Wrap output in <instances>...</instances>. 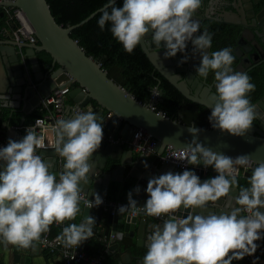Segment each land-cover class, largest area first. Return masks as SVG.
<instances>
[{"label":"clouds","instance_id":"clouds-1","mask_svg":"<svg viewBox=\"0 0 264 264\" xmlns=\"http://www.w3.org/2000/svg\"><path fill=\"white\" fill-rule=\"evenodd\" d=\"M201 5L202 0H122L117 6L116 0H106L97 24L101 30L108 24L129 54L143 41L158 51L163 48L166 59L181 53L180 63H184L190 42L191 56L200 55L196 76L207 79L211 72L215 82L209 122L221 133L243 137L253 125L254 107L248 94L255 85L247 73L232 69L231 48L208 51L212 33L206 28L201 31L200 22L193 19ZM0 101L11 104L4 94ZM188 131L193 139L179 159L193 166L202 164L216 175L202 181L187 168L153 175L147 181L143 206L132 198V191L139 193L137 187L127 194V204L118 207L119 214H143L162 221L151 226L142 264H232L246 256L253 257L251 264H258L260 257L254 253L264 240V161L251 167L242 185L238 174L241 168L248 171L249 156L213 152L198 142L200 128L192 126ZM25 133L20 140L9 138L0 146V246L35 251L42 234L55 223L62 225L57 241L77 247L93 236L96 224L91 215L75 222L81 202L84 208L103 203L98 193L92 192L89 199L84 190L97 175L91 161L103 138V122L91 110L55 121L54 149L63 161L59 172L40 153L48 147L44 136L33 126ZM230 191L236 194L229 199ZM220 198L223 202L218 203ZM185 210L186 217L176 214ZM116 235L123 238L124 233Z\"/></svg>","mask_w":264,"mask_h":264},{"label":"water","instance_id":"water-1","mask_svg":"<svg viewBox=\"0 0 264 264\" xmlns=\"http://www.w3.org/2000/svg\"><path fill=\"white\" fill-rule=\"evenodd\" d=\"M5 7H16L24 12L34 28L37 41L35 43L16 39L3 41L0 38V94L6 95L11 102L10 104L0 101V113L4 108H10V114L18 108L27 111L28 107L25 103L29 94L37 99H44L57 87L70 84L71 90L68 97L76 104L69 106L72 115L78 108L88 111L92 106L99 111V115L104 113L101 120L103 138L99 149L92 154L91 161L92 166L97 164L96 167L101 171V176L92 177L89 184L84 186L85 192L89 196H92V192H96L102 198H106L110 179H114L123 185L126 183L127 186H131V191L138 187L139 193L132 191V198L138 205H143L147 199L145 188L150 177L169 171L181 172L170 162L161 161L159 154H162L168 145L175 149L187 147L193 139L188 127L195 125H188L181 120L164 115L162 111L154 108V100L149 103L138 100L130 89L109 77L101 63L89 56L78 40L71 36L75 28L101 12L102 7L81 22L68 26L56 21L47 0H0V18L5 17ZM231 7L230 10L225 9L215 19L240 26L236 44L232 50L237 62L232 64V69L246 73L264 61V0H236ZM193 19L198 20L200 25L204 20L197 16ZM141 47L154 67L186 98L206 106L211 112L215 100L213 95L215 82L211 72L207 79L196 76L195 69L199 65L200 55L196 54L194 58L191 56L190 42L186 48L190 54L189 59L184 63H180L181 56L164 58L163 48L158 51L145 46L143 41H141ZM211 48L209 52L212 51ZM40 51L47 52L52 58L51 62L44 65L38 55ZM44 66L47 67L46 71L42 69ZM192 80H194L193 84ZM196 85L197 88L194 90ZM162 94L163 92L160 91L159 101L163 99ZM253 107L254 119L258 123L253 124L245 136L221 133L209 122L208 127H198L201 129L197 136L198 142L213 152L223 153L233 158L247 155L254 163L264 161V95L254 103ZM161 115L165 118L158 117ZM138 128L145 129L157 139L155 152L135 157L132 149L124 150L122 143L113 141L118 135L123 140L131 139L134 130ZM41 153L49 156L48 159L53 163L54 171L59 172L63 161L58 153H55L54 147L42 149ZM114 160H119L120 164L113 166ZM127 165L130 166L131 178L129 180L121 179L120 176L116 178V174L123 173ZM212 172L210 177L216 175L214 171ZM248 175H250V169L244 175L243 184H246ZM199 177L202 181L207 179ZM99 179H103L101 183ZM99 184H101L100 193L97 192ZM120 190L123 191L124 186ZM235 194L236 191H230L228 198ZM219 202H223V198H220ZM84 207L81 208V219L91 215L96 220L91 238L102 242L98 237V232L101 231L105 236L113 235L110 250H119L122 254L120 259L125 264H142L147 242L142 243L141 239H147L152 230L151 226L156 224L149 223L138 216H132L128 212L126 214H119L118 210L113 213L111 210L105 212L102 206ZM176 214L186 217L187 210L183 213L178 211ZM117 232H123V238L136 236L137 248L131 244L124 246L123 238L117 237ZM88 243L89 240H86L81 245L88 250L86 246ZM239 263L242 264V261Z\"/></svg>","mask_w":264,"mask_h":264},{"label":"trees","instance_id":"trees-1","mask_svg":"<svg viewBox=\"0 0 264 264\" xmlns=\"http://www.w3.org/2000/svg\"><path fill=\"white\" fill-rule=\"evenodd\" d=\"M47 1L56 21L64 26L81 22L106 3V0ZM120 4H122V0H117L116 5L119 6ZM100 15L101 12L75 28L71 32V36L78 40L89 56L101 63L102 67L107 70L109 77L123 87L130 89L131 93L144 103L151 101L154 88L159 89L163 92V99L156 102V110L165 112L167 116L181 120L188 125L208 127L209 109L186 98L167 78L156 70L143 51L141 44L131 54L125 52L122 45L112 36L108 24L105 25L104 30L99 28L97 20ZM6 21V17L1 18L0 30L3 26H8ZM11 22L12 25L8 27L17 28V23L12 20ZM205 28L212 33V51L224 47L233 50L240 26L208 18L202 22L201 31ZM38 55L44 65L52 60L51 56L45 51L38 52ZM247 74L255 85L254 91L248 94L250 102L254 105L264 95V62ZM106 264L108 263L106 262Z\"/></svg>","mask_w":264,"mask_h":264},{"label":"built area","instance_id":"built-area-1","mask_svg":"<svg viewBox=\"0 0 264 264\" xmlns=\"http://www.w3.org/2000/svg\"><path fill=\"white\" fill-rule=\"evenodd\" d=\"M5 12L8 15L6 23L8 26L12 25V22L15 21L17 23V28H9L8 26H3L1 28V33L4 35H7L9 32L15 36V39L18 41H27L35 43L37 41V37L34 32V28L30 24V22L27 20L24 12L16 7H5ZM25 19L28 21L26 23ZM71 90V85L68 84L64 87H57L54 89V91L46 98L42 99L40 101V104L44 105L47 108V111L44 113L43 116H40L36 119H40L43 121L42 124H36L34 120L33 126L34 130L40 134L43 135L45 138V143L48 146L47 148H53L54 147V140H55V121L61 117H64L63 111H64V105L65 101L67 99L68 93ZM159 89L154 88L151 96V100H154V108L155 104L159 99ZM76 113L81 112L82 109L78 108L75 110ZM164 115H166L165 112H163ZM26 134V133H25ZM139 134V135H137ZM115 142H127L128 145L142 153V154H150L155 152L158 141L156 138H154L149 132H147L145 129L138 128L134 130L133 136L131 139L123 140L122 137H119L117 139H113ZM6 143L2 141L0 143V146H5ZM45 148V149H47ZM42 149L40 150L41 153ZM184 152V148H178L175 149L173 146L168 145L164 152L160 155V159L163 162H170L175 167L179 168L181 172L187 168L190 169L192 165L187 164L186 159L181 160L179 159L180 154ZM42 156H44L41 153ZM252 166H255V163L251 161L249 169H251ZM195 172L197 174L201 173H207L209 172V168H205L200 165L193 166ZM248 169V170H249ZM62 170V166L60 167V170ZM241 170H244L241 168L239 170V173ZM245 171V170H244ZM88 195V194H87ZM87 198V197H86ZM89 199H92L91 196L88 195ZM103 203L99 206H102L105 210H111L112 212L118 210V207L121 205H126L127 202L119 201V200H107L105 198H102ZM82 203V202H81ZM84 205V204H83ZM137 206H143V205H137ZM139 218H147L149 216H144L143 214L135 215ZM54 225H56L54 223ZM59 227V233L54 237L51 235L52 233V226H50L49 232L46 234H42V239L39 242L41 247H43L47 251L51 252H58L62 258L65 264H105V257L104 255L100 256H89L81 245H78L77 247H64L62 243L57 241L56 237L60 234L62 230V225H56ZM260 244V247L257 249V252L254 253V256H259L260 260L258 264H264V240L258 242ZM110 244L106 243V249L105 251H108ZM245 260L251 263L253 257H244Z\"/></svg>","mask_w":264,"mask_h":264},{"label":"crops","instance_id":"crops-1","mask_svg":"<svg viewBox=\"0 0 264 264\" xmlns=\"http://www.w3.org/2000/svg\"><path fill=\"white\" fill-rule=\"evenodd\" d=\"M219 0H216L215 3H218ZM227 23V22H226ZM0 38L3 41H6L8 39H15V36L12 34V32L8 33L7 35H4L2 33H0ZM235 57V56H234ZM237 62L236 58L233 61V64H235ZM43 71L47 70V67L44 66ZM43 98H36L35 96L33 97L32 94H29L28 97L26 98V106L27 111L23 110L22 108H18L16 110H14L11 114V109L10 108H4L2 109V112L0 113V143L2 141H4L7 144V141L9 138L13 139V140H20L24 135H25V130L27 127L31 126L34 122V120L38 117H40L39 115L43 112L47 111V108L40 104V102H38L39 100L41 101ZM76 104L67 96V99L65 101V105H64V117H70L72 116V113L69 109V106H75ZM68 108V109H67ZM90 110L95 112L96 115L99 116L100 120H102V117L104 115V113H101L99 115V111L95 110V106L90 107ZM44 115V114H43ZM42 115V116H43ZM120 135L116 136L115 138H119ZM122 146L124 148V150H131L132 148L128 145L127 142H122ZM49 149V148H47ZM133 150V154L135 157H139L141 156L142 153ZM44 157H46L47 159L49 158V156L47 154L44 155ZM120 164L119 160H114L113 166H117ZM97 164L95 163L94 166H92L93 172L97 173V175L100 177L101 176V171L98 169V167H96ZM112 166V167H113ZM211 168V167H210ZM191 170L195 171L192 167L190 168ZM213 169L208 173H201V174H196L198 176L204 177V178H210ZM130 173V166H126L123 173L120 174H116V178L118 176L122 178H124V180H129L131 178V176H129ZM97 175H94L95 177H97ZM239 183L243 184V180L245 178V173L244 172H240L239 174ZM93 176V177H94ZM99 183H101V179H99ZM122 186H124V190L121 191L120 189L122 188ZM101 191V184L98 185L97 188V192L100 193ZM129 191H131V186H127L126 183L123 185V183L114 180V179H110L109 182V188L107 191V197L110 200H119V201H123V202H128L127 200V194L129 193ZM92 197V196H91ZM102 198V197H101ZM105 198V199H106ZM138 205V204H137ZM84 207L83 203H81V208ZM105 212H109L110 210H105ZM113 213V212H112ZM127 212H125L126 214ZM141 219H145L147 220L149 223L152 222V224H160L162 223V221L158 218L155 217H147V218H141ZM81 213H79L76 217L75 222L79 223L81 221ZM52 226V236H56L59 233V227L56 225H51ZM57 232V233H55ZM98 237L99 239L102 240V242L97 241L95 238H90L89 243L86 244V246H88V250L85 249L81 244L82 248L84 249V251L89 255V256H100V255H104L105 257V261L104 263L106 264V262L108 264H125L120 258H121V253L119 252V250H110V246L112 244V238L114 237L113 235H108L105 236L103 231L98 232ZM142 243H146L147 239L142 238L141 239ZM136 242H137V238L136 236L134 238H127L124 237L122 243L124 244V246H128L129 244H131L133 247H136ZM106 243H109V249L108 251H105L106 249ZM137 248V247H136ZM124 250V247L122 248ZM240 262L242 261V264H251L250 262H248L247 260H245L244 258L242 260H239ZM239 261H233L232 264H240ZM0 264H65L63 261L62 256L58 253V252H51V251H47L45 250L43 247H41V245L39 244V242L37 243L36 246V250L33 251L31 249H17L14 246L9 245L7 248H4L3 246H0ZM83 264V263H80Z\"/></svg>","mask_w":264,"mask_h":264},{"label":"flooded vegetation","instance_id":"flooded-vegetation-1","mask_svg":"<svg viewBox=\"0 0 264 264\" xmlns=\"http://www.w3.org/2000/svg\"><path fill=\"white\" fill-rule=\"evenodd\" d=\"M216 0H207V1H203L202 2V6L197 10L195 16L202 18V19H208V18H218L219 14L222 13L225 9L226 10H230L231 9V5L233 6V4L236 3V0H219L218 3L216 2ZM203 20V21H204ZM219 21V20H218ZM1 18H0V25H1ZM1 31V30H0ZM1 33V32H0ZM212 47V45H211ZM212 50V48H211ZM187 51V50H186ZM178 56H182L181 53H177V55L175 57ZM40 58V57H39ZM174 58V57H171ZM264 62V61H263ZM262 62V63H263ZM256 67V66H255ZM254 67V68H255ZM156 69V68H155ZM253 68L249 69L246 73H248L249 71H251ZM157 70V69H156ZM192 80V84H193ZM192 87L190 86V89ZM197 88V85L195 88H193L194 90ZM258 122L256 121V119L253 120V124H257Z\"/></svg>","mask_w":264,"mask_h":264},{"label":"rangeland","instance_id":"rangeland-1","mask_svg":"<svg viewBox=\"0 0 264 264\" xmlns=\"http://www.w3.org/2000/svg\"><path fill=\"white\" fill-rule=\"evenodd\" d=\"M7 16H8V15H7L6 12H5V17H6V19L8 18ZM241 172L246 173V171H244V170H241Z\"/></svg>","mask_w":264,"mask_h":264},{"label":"bare ground","instance_id":"bare-ground-1","mask_svg":"<svg viewBox=\"0 0 264 264\" xmlns=\"http://www.w3.org/2000/svg\"><path fill=\"white\" fill-rule=\"evenodd\" d=\"M26 23H28V21L25 19Z\"/></svg>","mask_w":264,"mask_h":264}]
</instances>
